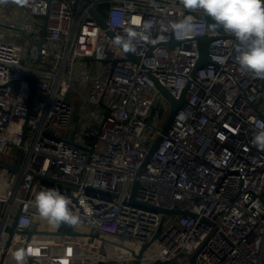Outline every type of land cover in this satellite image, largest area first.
<instances>
[{"label":"built area","instance_id":"1","mask_svg":"<svg viewBox=\"0 0 264 264\" xmlns=\"http://www.w3.org/2000/svg\"><path fill=\"white\" fill-rule=\"evenodd\" d=\"M189 16L192 30L178 33L175 25ZM2 18L26 35L0 26V160L8 144L22 149L18 171L0 167V264H16L18 250L27 253L24 264H134L135 249L116 248L118 237L151 243L141 264H191L199 249L197 264H264V151L251 142L264 121V78L242 73L235 37L209 30L203 12L180 0H4ZM109 31L136 32L139 60L116 46ZM21 34L26 39L19 43ZM200 36L212 37L209 62L191 76ZM22 74L37 77L28 117L30 87ZM155 79L176 98L190 80L189 102L138 174L167 118L157 127L155 109L171 111ZM74 80L78 107L69 99ZM136 179L138 200L197 216L131 204ZM87 186L117 196L87 193ZM41 189L72 201L81 217L73 228L105 238L98 250L78 262H57L50 252L72 249L73 236L27 242L26 229L45 220L34 205Z\"/></svg>","mask_w":264,"mask_h":264},{"label":"clouds","instance_id":"2","mask_svg":"<svg viewBox=\"0 0 264 264\" xmlns=\"http://www.w3.org/2000/svg\"><path fill=\"white\" fill-rule=\"evenodd\" d=\"M180 3L185 9L199 10L210 17L209 30H223L235 37L238 41L236 62L242 73L264 78V0H180ZM193 26V18L189 16L175 25V30L184 34ZM150 27V24H145V32ZM137 39L138 34L130 31L127 37H117L114 43L124 52L134 53ZM256 129L251 142L264 151V121L257 122ZM71 204L72 201L56 189H41L34 200L39 215L53 226H76L80 223L81 217ZM26 255L23 250H18L13 259L16 264H24Z\"/></svg>","mask_w":264,"mask_h":264},{"label":"water","instance_id":"3","mask_svg":"<svg viewBox=\"0 0 264 264\" xmlns=\"http://www.w3.org/2000/svg\"><path fill=\"white\" fill-rule=\"evenodd\" d=\"M85 5H87V2H85ZM89 11L91 12L92 16L103 26L106 27L105 21L102 18V16L97 12V10L93 7V6H88ZM205 18L207 20H209L211 23V18L205 16ZM0 26L4 27V28H8V29H13V30H17L20 31L21 33L26 35V31L16 25L13 24H7V23H2L0 22ZM46 29H47V17L44 18V22L41 26V38L40 40L37 42V47H38V61H40V56H41V49L43 47V44L46 40ZM109 33H111L115 38H117L113 32L109 31ZM212 37L209 36H200L198 38V42H199V58L192 70L191 76H194L196 70L201 67L202 65H204L205 63L209 62V43L211 41ZM178 41H176L175 39H171L170 43H176ZM130 56V58L135 59V60H139V56L135 55L132 52H127ZM117 60H114L113 62L116 63ZM21 78L25 79L28 81L29 83V87H30V96H29V104H28V114L27 117L29 116V114L32 111L33 108V98H34V94L37 88V77L36 76H31L28 74H22ZM156 80V84L157 86L160 88V90L164 93V95L167 97V99L171 102V111L169 113V115L167 116L163 127L161 129L160 134L157 136V138L155 139V141L153 142V144L150 147V150L147 154L146 159L143 161V163L140 165L139 169H138V174H141L145 165L148 163V161L150 160V158L152 157L153 153L156 151V149L158 148V146L160 145L161 141L163 140L164 136L168 133V130L170 129L172 123L175 120V117L177 115V113L179 112V110L181 109V107L189 102L187 95L190 89V84L191 81L189 80L188 83L184 86L182 92H181V96L179 98H176L171 92L170 90H168L162 83H160L157 79ZM102 103V101H101ZM28 128V124H27V120L25 122L24 125V130H26ZM94 140H96L98 138V135L95 134L94 136ZM21 157H22V149L19 148L18 150V155H17V159L16 162L13 164L11 162H7L4 160H0V167H4L7 168L9 170H13V171H18L20 169V161H21ZM36 176V175H35ZM43 179H51L54 180V178H52L51 176H42ZM138 184L139 181L138 179H136L133 183L132 186V191H131V196L128 199L129 202L133 205H137L139 207L142 208H146V209H151L154 211H160L164 214H184V215H191V216H197V213L195 212H191V211H186V210H182V209H171V208H166L163 206H159V205H155V204H151V203H147V202H143L140 201L136 198V193H137V189H138ZM86 192L87 193H95L98 194L101 197H114L117 196L116 192H111L108 190H103V189H99L97 187L94 186H87L86 187ZM16 228L15 225H13L12 227L9 228V232H10V238L12 237L13 233L15 232ZM26 233V239L27 242L31 239L32 236H36V235H69V236H85L88 238V240H92L93 238L97 237V233L94 232H82V231H78L74 228L69 229V230H47V229H42L39 227L38 223H35L33 225L32 228L30 229H26L25 231ZM150 242H144L141 244V246L137 249L133 251V254L135 256V263L134 264H141L142 260H143V256L144 253L148 250L149 246H150ZM200 249L197 250L196 252H194L191 257H190V263L191 264H197V256L199 253ZM96 264H106L103 261H96Z\"/></svg>","mask_w":264,"mask_h":264},{"label":"rangeland","instance_id":"4","mask_svg":"<svg viewBox=\"0 0 264 264\" xmlns=\"http://www.w3.org/2000/svg\"><path fill=\"white\" fill-rule=\"evenodd\" d=\"M3 12H4V0H1V2H0V14H2ZM20 37H21L22 40H20L19 43H22L23 41H25L26 37H25L23 34H21ZM6 39L12 40V41H14V42H18V40H17L18 37H17V36H14V37H12V38H9V34H7ZM77 70H78V69H77ZM76 74H78L77 71H76ZM77 89H78V83H77L76 80H74V81H73V88H71L70 93H69V99H71L72 101H77V102H79V98L77 97ZM163 104L170 106V101L165 97V98L163 99ZM156 112L159 114V116H161L160 122L156 124L157 127H160V125L164 122V120H165V118L167 117L168 114H167L166 111H163L162 108H158V110L155 109V113H156ZM49 129H50L51 131H57V132H58L59 130H61V129H57L56 127H52V126H51ZM100 145H101V143H100ZM18 150H19V149H18L17 147H15V146H13V145H11V144H8V145L5 147L4 151L2 152V159H3V160H6V161L16 160L17 155H18ZM63 225H67V224H60L59 226H53V225L49 224V222L45 219V220H42V221H41V226H40V228H42V229H47V230H58V229H59L61 226H63ZM80 229H81L82 231H87L88 228H86V227H82V228H80ZM59 230H60V229H59ZM99 236H100V235H99ZM101 239H102V242L99 241V240H97L96 243H98V242H101V244L104 243L105 238L102 236ZM117 239L120 240V241H122V245L125 246V247H127V248L132 247V248H134L135 250H137V249L141 246V242H140V241L130 240V239L123 238V237H118ZM93 246H94V244H93ZM137 247H138V248H137ZM82 251H87V250H82ZM62 254H63V253H62ZM62 254H61V255H62ZM84 254H85V253H84ZM65 257H66V256H63V255H62V257H59V260H60V261H64ZM78 257H79V256H76L75 258H78ZM53 258L56 259L55 256H53ZM70 258H71V257H70ZM66 259H67V258H66Z\"/></svg>","mask_w":264,"mask_h":264},{"label":"crops","instance_id":"5","mask_svg":"<svg viewBox=\"0 0 264 264\" xmlns=\"http://www.w3.org/2000/svg\"><path fill=\"white\" fill-rule=\"evenodd\" d=\"M2 22L11 23L13 21H10L8 19L2 18ZM76 104H77V107H78L80 102L76 101ZM4 161H6V160H4ZM7 162L15 163L16 160L7 161ZM75 241H76V244L72 248V249H74L73 251H72V249L65 250L63 248H56V249L52 250L50 253L53 254V255L55 254V257H56V259L53 258V260H55L57 262H78L83 256L92 254L94 251L98 250L100 248L99 246L101 244V242L96 243L97 240L95 241V239H93L94 242L92 244H89V240L85 236L75 237ZM93 244H94V246H93ZM97 244H99V246H97ZM114 244H117L116 248H119V246L120 247L122 246V241L117 239V240H115ZM82 250H87V251H82ZM61 254L63 256H66L64 261H60L59 260V257H62ZM76 256H79V257L75 258Z\"/></svg>","mask_w":264,"mask_h":264},{"label":"bare ground","instance_id":"6","mask_svg":"<svg viewBox=\"0 0 264 264\" xmlns=\"http://www.w3.org/2000/svg\"><path fill=\"white\" fill-rule=\"evenodd\" d=\"M1 21H2V20H1ZM11 23L16 24V23H14V22H11ZM16 25H17V24H16ZM52 236H54V237H53V240H55V241H58V240L61 239V237H59V236H57V235H42V236L37 235L36 238H38V237L52 238ZM62 238H63V237H62ZM70 239L74 242V246H75V244H76L75 237H74V236H73V237H70ZM65 250H68V249H65Z\"/></svg>","mask_w":264,"mask_h":264},{"label":"trees","instance_id":"7","mask_svg":"<svg viewBox=\"0 0 264 264\" xmlns=\"http://www.w3.org/2000/svg\"><path fill=\"white\" fill-rule=\"evenodd\" d=\"M73 228V226H71V225H63V226H61L59 229L60 230H69V229H72Z\"/></svg>","mask_w":264,"mask_h":264}]
</instances>
